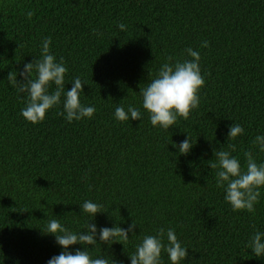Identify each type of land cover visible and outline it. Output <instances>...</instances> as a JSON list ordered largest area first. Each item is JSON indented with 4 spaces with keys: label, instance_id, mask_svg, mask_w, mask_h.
<instances>
[{
    "label": "trees",
    "instance_id": "1",
    "mask_svg": "<svg viewBox=\"0 0 264 264\" xmlns=\"http://www.w3.org/2000/svg\"><path fill=\"white\" fill-rule=\"evenodd\" d=\"M49 37L66 61V83H87L81 101L95 106L94 118L69 124L60 108L35 125L21 117L26 101L8 76L38 59ZM188 47L201 55L199 108L169 131L147 115L115 121V107H140L159 66L187 58ZM232 123L245 131L227 141ZM262 131L264 0H0V264H47L62 249L46 225L58 218L80 230L79 205L89 199L105 211L98 227L139 225L129 241L94 248L110 264H130L135 244L161 228H174L189 248L185 264H264L244 247L264 229V189L253 213L233 212L210 167L214 151L232 144L242 165L246 151L264 161L253 144ZM187 136L194 145L179 155L172 145Z\"/></svg>",
    "mask_w": 264,
    "mask_h": 264
},
{
    "label": "clouds",
    "instance_id": "2",
    "mask_svg": "<svg viewBox=\"0 0 264 264\" xmlns=\"http://www.w3.org/2000/svg\"><path fill=\"white\" fill-rule=\"evenodd\" d=\"M32 11L26 13L31 19ZM121 31L127 30V25L119 23ZM97 37L103 34L93 30ZM51 38L43 40L40 56L33 62L25 63L23 69L17 73L11 72L8 79L16 86L19 94L25 98V106L21 109V117L28 123H42L47 114L53 109L60 108L57 115L63 117L69 124L74 121L94 118L96 108L81 101L83 86L87 85L81 77H74L70 82L71 89L66 90V75L68 68L66 61L51 52ZM201 48H208L209 42L202 41ZM183 60L168 56L156 70L154 76L145 87L140 90V107L129 104L115 107L113 118L117 122L139 120L143 122L147 115L153 128L169 131L179 119L187 120L190 113L199 108L200 90L205 86V79L201 71V55L191 47L185 50ZM22 78L17 80V75ZM240 124L232 123L227 133L228 140H236L244 134ZM254 146L264 153V131L256 135ZM193 142L189 136L172 146L179 155L190 153ZM231 151L219 149L214 151L215 162L210 167L215 170L216 186L224 191V201L233 212L247 211L253 213L255 205L259 203L261 189H264V161L257 162L252 151L244 152V164L237 156L235 145L229 146ZM83 179V178H82ZM80 206V216L87 217L80 230L73 231L64 226L58 218L51 219L44 230L55 237L56 244L62 249L59 255L53 256L47 264H110L108 256L101 254L93 256L92 251L99 244L112 245L119 241H129V233L135 237L137 222L132 221L127 228L119 225L98 227L95 223L97 214L103 205L93 200H85ZM99 241V243H98ZM115 241V242H114ZM123 244V243H121ZM80 245L81 248L73 246ZM124 245V244H123ZM245 249L257 259L264 258V229L254 228L244 242ZM135 250L128 254L130 264H185L189 255V248L179 240L174 228H161L155 235H144L134 246ZM111 264H115L111 261Z\"/></svg>",
    "mask_w": 264,
    "mask_h": 264
}]
</instances>
